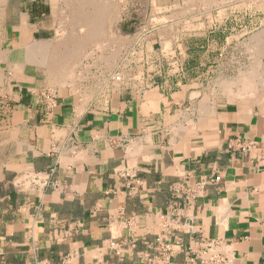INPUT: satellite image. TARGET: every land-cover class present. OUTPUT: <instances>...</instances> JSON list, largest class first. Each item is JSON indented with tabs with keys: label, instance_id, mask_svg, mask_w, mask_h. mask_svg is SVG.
<instances>
[{
	"label": "crops",
	"instance_id": "obj_1",
	"mask_svg": "<svg viewBox=\"0 0 264 264\" xmlns=\"http://www.w3.org/2000/svg\"><path fill=\"white\" fill-rule=\"evenodd\" d=\"M7 6L0 264H189L204 242L264 264V98L231 102L176 56L153 73L142 59L137 80H69L43 24Z\"/></svg>",
	"mask_w": 264,
	"mask_h": 264
},
{
	"label": "rangeland",
	"instance_id": "obj_2",
	"mask_svg": "<svg viewBox=\"0 0 264 264\" xmlns=\"http://www.w3.org/2000/svg\"><path fill=\"white\" fill-rule=\"evenodd\" d=\"M6 2L9 12L23 9L43 24L39 39L62 50L59 72L64 64L69 80H137L142 59L153 73L176 56L206 80H226L211 89L231 102L264 98V0H0V6Z\"/></svg>",
	"mask_w": 264,
	"mask_h": 264
},
{
	"label": "built area",
	"instance_id": "obj_3",
	"mask_svg": "<svg viewBox=\"0 0 264 264\" xmlns=\"http://www.w3.org/2000/svg\"><path fill=\"white\" fill-rule=\"evenodd\" d=\"M44 99L47 101L48 108H52L54 106V100H53V97H52V95L50 93H46L44 95ZM251 148H253V145H252V143H249L246 147H241V150L242 151H247V150H249ZM120 173L121 172H119V174ZM175 192H177V191H175ZM188 200L190 201V199H188ZM164 238H165L164 235L158 236L157 239H156V243H157V246H158V248L160 249V251L162 253H164V254L167 253V255H169L168 246H163V244H161L162 243V239H164ZM212 245H213L212 242H209V243L204 242L203 243V247L204 248L202 250H200L201 252H199L198 255L189 256L187 262L189 264H194L196 259H197V261H199L198 262L199 264H225V263H227L226 258H224V257H222L220 255H212V256H210L208 258H205V254H207L208 249L211 248ZM166 259H169V257H167ZM161 262L165 263V262H167V260H161Z\"/></svg>",
	"mask_w": 264,
	"mask_h": 264
},
{
	"label": "bare ground",
	"instance_id": "obj_4",
	"mask_svg": "<svg viewBox=\"0 0 264 264\" xmlns=\"http://www.w3.org/2000/svg\"><path fill=\"white\" fill-rule=\"evenodd\" d=\"M94 30V29H93ZM63 31V30H62ZM62 31H60V32H62ZM96 31V30H95ZM97 31H99V30H97ZM92 35H95V34H92ZM96 35H98V34H96ZM63 36V35H62ZM66 37V36H65ZM65 37H63V39L65 38ZM85 37V36H84ZM110 37V36H109ZM62 38V37H61ZM86 38V37H85ZM62 39V40H63ZM68 39V38H67ZM64 41H66V40H64ZM86 41V40H85ZM78 43V44H77ZM77 43L75 44V46H76V48H80L81 46V43H82V41H77ZM72 44V43H71ZM71 44H69V46L71 45ZM74 45V44H73ZM66 46H68V43H67V45ZM73 48H74V46H73ZM72 48V49H73ZM76 48L74 49V53H75V50H76ZM71 49V50H72ZM70 52V51H69ZM72 52V51H71ZM67 54H69L68 52H67ZM73 55V54H72ZM63 56V55H62ZM65 58V57H64ZM61 60H62V58H60ZM63 61H65V59L63 60Z\"/></svg>",
	"mask_w": 264,
	"mask_h": 264
}]
</instances>
